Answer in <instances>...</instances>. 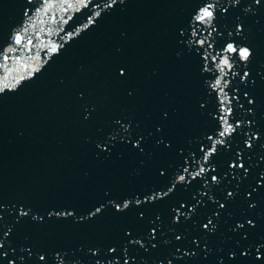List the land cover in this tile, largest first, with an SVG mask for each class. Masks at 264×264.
I'll use <instances>...</instances> for the list:
<instances>
[{"label":"water","instance_id":"1","mask_svg":"<svg viewBox=\"0 0 264 264\" xmlns=\"http://www.w3.org/2000/svg\"><path fill=\"white\" fill-rule=\"evenodd\" d=\"M0 264H264V0H0Z\"/></svg>","mask_w":264,"mask_h":264},{"label":"snow or ice","instance_id":"2","mask_svg":"<svg viewBox=\"0 0 264 264\" xmlns=\"http://www.w3.org/2000/svg\"><path fill=\"white\" fill-rule=\"evenodd\" d=\"M213 17V10H212V5L208 4L205 5L204 7L201 8L200 12L198 13L196 19L199 21H210L211 18ZM20 37H17V42H19ZM201 43H203L201 41ZM53 51H55V47L53 48ZM227 51L229 52H234V53H238V55L242 58V59H247L248 56L250 55L249 50L247 48H237L234 47L232 44H228L227 45ZM224 64L227 65L228 64V60L225 59L224 60ZM119 74L123 75L124 74V70L123 69H119ZM217 84H219V81H217ZM230 111V109H229ZM229 128H231V126H229ZM221 136L225 135V132H221L220 133ZM215 149L213 148L212 151H214ZM242 166V165H240ZM185 178L184 176H180L179 180L183 181ZM215 179V177L213 178ZM209 223H211V221H209ZM249 223H251L249 221ZM205 227L207 228L208 225L206 224ZM153 232H155V229H153ZM179 239V237H177Z\"/></svg>","mask_w":264,"mask_h":264}]
</instances>
